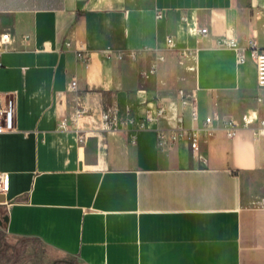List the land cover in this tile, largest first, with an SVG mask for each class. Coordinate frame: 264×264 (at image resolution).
<instances>
[{
  "label": "crops",
  "instance_id": "0c3cea01",
  "mask_svg": "<svg viewBox=\"0 0 264 264\" xmlns=\"http://www.w3.org/2000/svg\"><path fill=\"white\" fill-rule=\"evenodd\" d=\"M253 44L264 0H0V97L15 100V130L0 132L3 235L80 264H264V206L244 198L264 142L223 125L264 118ZM180 91L196 92L197 119ZM214 113L198 153L170 141L179 117L192 129Z\"/></svg>",
  "mask_w": 264,
  "mask_h": 264
},
{
  "label": "built area",
  "instance_id": "2783aa9c",
  "mask_svg": "<svg viewBox=\"0 0 264 264\" xmlns=\"http://www.w3.org/2000/svg\"><path fill=\"white\" fill-rule=\"evenodd\" d=\"M159 18L162 17L161 14L158 15ZM208 33L207 28H201L198 30V34L201 36H206ZM7 37V36H5ZM170 47H172V40H169ZM225 45L228 47L234 48L238 51L236 43L232 40L226 41ZM103 54L110 55L111 51L106 50ZM138 53L136 52H120L117 54L118 60H123L125 58H136ZM240 60L243 61L242 53H239ZM251 57L255 61L257 65L258 71V84L260 87H264V48H258L255 44L251 47ZM78 61H82L85 63H89L92 59L91 54H77ZM157 70V63L154 62L151 66V73H155ZM77 86L76 79L73 80L71 87L75 89ZM180 94L183 97V104H192L194 106V119H197L196 112V101L197 94L195 91L191 93L190 96H185L183 91H180ZM5 103V105H3ZM14 113H15V100L14 98H2L0 97V132H13L15 130L14 123ZM127 113H130V110H127ZM165 113L164 107H158L157 109H149L146 111L144 118L142 119V123L140 129L143 130L146 128V124L152 121L158 120ZM84 114V111H77L76 116H81ZM103 121L107 129L110 128L113 122L118 119L117 110H109L103 114ZM134 119H128L124 122L125 125L134 124ZM216 122H220V117L218 114L214 113L212 116H208L203 126L200 128H192L187 129L184 125V118H178V125L175 129L171 131L170 141L175 143L179 141L182 137L186 136L190 142L191 148L194 153H198L200 151V146L203 141H205L209 136L216 132L217 127L215 125ZM224 129L227 131L228 136H232L235 132L243 129V128H251L256 137L261 139L264 142V118L260 117V114L257 111L248 112L242 120H230L228 122H224ZM62 129H66L67 121L63 120L60 124ZM161 139L164 140L165 136L162 135ZM9 176L6 173L0 172V193L8 190L9 187Z\"/></svg>",
  "mask_w": 264,
  "mask_h": 264
},
{
  "label": "rangeland",
  "instance_id": "374dc122",
  "mask_svg": "<svg viewBox=\"0 0 264 264\" xmlns=\"http://www.w3.org/2000/svg\"><path fill=\"white\" fill-rule=\"evenodd\" d=\"M245 202L250 206H264V171L255 175L245 186ZM0 231V264H80L75 259L55 260L45 248H27L29 241L9 242Z\"/></svg>",
  "mask_w": 264,
  "mask_h": 264
},
{
  "label": "trees",
  "instance_id": "16d2710c",
  "mask_svg": "<svg viewBox=\"0 0 264 264\" xmlns=\"http://www.w3.org/2000/svg\"><path fill=\"white\" fill-rule=\"evenodd\" d=\"M0 242H1V238H0Z\"/></svg>",
  "mask_w": 264,
  "mask_h": 264
}]
</instances>
